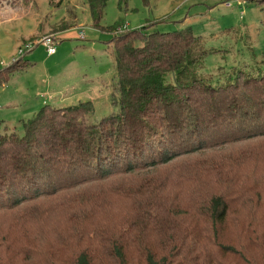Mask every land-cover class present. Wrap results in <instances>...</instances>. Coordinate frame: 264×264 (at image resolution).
Listing matches in <instances>:
<instances>
[{"label":"trees","instance_id":"1","mask_svg":"<svg viewBox=\"0 0 264 264\" xmlns=\"http://www.w3.org/2000/svg\"><path fill=\"white\" fill-rule=\"evenodd\" d=\"M106 1L86 4L118 111L86 124L89 101L44 103L0 134V264H264V73L211 83L188 26L103 28Z\"/></svg>","mask_w":264,"mask_h":264},{"label":"rangeland","instance_id":"2","mask_svg":"<svg viewBox=\"0 0 264 264\" xmlns=\"http://www.w3.org/2000/svg\"><path fill=\"white\" fill-rule=\"evenodd\" d=\"M125 2L120 8L118 0H107L99 25L105 28L126 23L128 29H134L148 22L152 25L146 31L161 32L188 26L199 36L205 52L197 73L211 83L231 77L237 69L264 73V9L253 0ZM2 9L6 13L0 16V68L16 57L22 43L53 33L52 26L48 29L45 25L61 19L74 24L66 35L58 33L54 55L48 57L44 48L36 45L33 52L23 54L33 65L13 73L0 86V134H20V120L31 117L43 101L54 106L89 101L92 109L86 124L118 111L117 92L112 89L115 68L104 42L110 34L91 25L86 0H0ZM76 28L82 29L83 40L73 37ZM26 31L32 36H23L26 39L22 41Z\"/></svg>","mask_w":264,"mask_h":264},{"label":"built area","instance_id":"3","mask_svg":"<svg viewBox=\"0 0 264 264\" xmlns=\"http://www.w3.org/2000/svg\"><path fill=\"white\" fill-rule=\"evenodd\" d=\"M237 3L241 0H236ZM229 5V4H228ZM77 38H82L83 33L81 28H77L76 32ZM57 40L52 35H45L40 38H36L34 40H30V42L22 43V45L18 46L16 56H22L25 52L31 50L36 45H40L44 48L45 52L49 55L52 54L55 51V44Z\"/></svg>","mask_w":264,"mask_h":264},{"label":"crops","instance_id":"4","mask_svg":"<svg viewBox=\"0 0 264 264\" xmlns=\"http://www.w3.org/2000/svg\"><path fill=\"white\" fill-rule=\"evenodd\" d=\"M4 13H6V10H3V9H2V10L0 11V16H1V17H4ZM25 15H26V14H25ZM25 15H24V16H25ZM10 16H11V15H10ZM37 22H38V18H37V20H36V23H37ZM38 25H39V22H38ZM38 25H36V26H38ZM45 26H46V28L49 29V26H50V25H45ZM39 27H40V26H39ZM46 28H44V29H46ZM67 30H68V29H67ZM67 30H65V31H67ZM42 31H43V30H41V32H42ZM65 31H62V33L64 32V35H66ZM76 32H77V28H76ZM58 33H59V32L56 33L57 36L59 35ZM23 36H26V37L28 38V37L32 36V32L26 31V32L20 37V38L22 39V41H24V40L26 39V38L23 37ZM73 37H74L76 40H83V37H82V38H77V37H76V33L73 35ZM106 40H107V39H106ZM106 40H105V41H106ZM105 41H104V42H105ZM105 43H106V42H105ZM32 50H34V48H32L31 50L27 51V53H29V52L32 51ZM32 52H33V51H32ZM25 53H26V52H25ZM25 53H24V54H25ZM55 53H56V50H55L52 54H49V55H48V54L46 53V55H47L48 57H51V56L54 55ZM23 60H26V65L24 66V68H23V69H20V70H17V71H13V72L11 73L10 77L12 76L13 73L24 71L28 66L33 65V63L31 64V63H29V62L27 61V59L25 58V56H23ZM7 82H8V81H7ZM7 82H6V83H7ZM4 85H5V84L0 85V86H4ZM44 103H45V102L43 101L42 104H44ZM42 104H41V105H42ZM41 105H40V106H41ZM50 105H51V104H50ZM40 106H39V107H40ZM53 106H54V105H53ZM13 108L15 109L16 107L13 106Z\"/></svg>","mask_w":264,"mask_h":264}]
</instances>
